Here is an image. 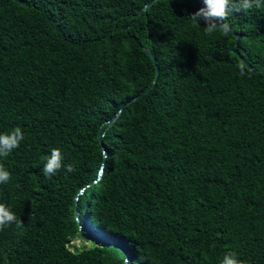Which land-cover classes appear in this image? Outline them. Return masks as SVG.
Masks as SVG:
<instances>
[{"label":"trees","instance_id":"1","mask_svg":"<svg viewBox=\"0 0 264 264\" xmlns=\"http://www.w3.org/2000/svg\"><path fill=\"white\" fill-rule=\"evenodd\" d=\"M151 1L0 0V264H264V7Z\"/></svg>","mask_w":264,"mask_h":264},{"label":"clouds","instance_id":"2","mask_svg":"<svg viewBox=\"0 0 264 264\" xmlns=\"http://www.w3.org/2000/svg\"><path fill=\"white\" fill-rule=\"evenodd\" d=\"M204 7L198 9L191 14L189 18L197 22L199 25L201 21L204 22L205 34H212L216 31L221 32L227 36L233 31L232 25L227 22L229 13L241 10H249L253 7L259 9L264 7V0H203ZM106 127V126H105ZM102 134L106 135V132ZM25 139L24 132L21 127L17 126L10 132L0 133V157H7L14 149L19 148L21 142ZM105 153V158H106ZM46 163L43 168L44 175L51 179L62 168L71 173L75 171L72 164L65 165L63 163L64 157L59 148H54L51 154L45 158ZM106 164L100 165V171L106 169ZM100 173L98 172V176ZM11 179V173L7 171L3 165H0V184L7 183ZM16 224L17 227H22V221L18 219L12 208L4 203H0V231L11 225ZM128 264V261H125ZM220 264H248L247 261L239 258L234 251L225 252Z\"/></svg>","mask_w":264,"mask_h":264},{"label":"water","instance_id":"3","mask_svg":"<svg viewBox=\"0 0 264 264\" xmlns=\"http://www.w3.org/2000/svg\"><path fill=\"white\" fill-rule=\"evenodd\" d=\"M156 0H153V1H151L145 8H144V10L145 9H147V8H149L154 2H155ZM196 3H198L199 4V6L202 8V7H204L205 5L203 4V2L202 1H200V0H194ZM236 37H237V40H236V43H235V46L233 47V51H234V53L244 62V63H246V60L243 58V56L241 55V53L239 52V50L237 49V47L236 46H238V44H239V40H240V36H238V35H236ZM145 51H146V53L153 59V61L155 62V63H157V60H156V57H155V55L149 50V49H145ZM246 65H247V67L250 69V71L251 72H263L264 71V67H262V68H259V69H254L252 66H250L248 63H246ZM158 69V68H157ZM158 73H159V69H158Z\"/></svg>","mask_w":264,"mask_h":264},{"label":"rangeland","instance_id":"4","mask_svg":"<svg viewBox=\"0 0 264 264\" xmlns=\"http://www.w3.org/2000/svg\"><path fill=\"white\" fill-rule=\"evenodd\" d=\"M73 245L76 246L77 248H82L83 246L91 247L92 243L85 241L83 239H77L76 241L73 242Z\"/></svg>","mask_w":264,"mask_h":264}]
</instances>
